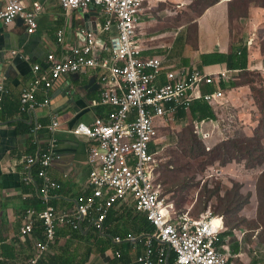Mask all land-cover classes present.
Segmentation results:
<instances>
[{
	"label": "built area",
	"instance_id": "1",
	"mask_svg": "<svg viewBox=\"0 0 264 264\" xmlns=\"http://www.w3.org/2000/svg\"><path fill=\"white\" fill-rule=\"evenodd\" d=\"M57 1L66 12L87 10L93 5L101 7L106 16L103 31L109 36L108 48L105 52L99 47L93 32L82 31L85 39L71 49V54L63 57L50 54L45 71L40 64H33L35 79L21 94V109L31 114L40 106L49 105L48 97L44 102L37 99L43 83L45 88H50L58 77L94 70L102 86L98 104L106 107L107 112L104 117H95L91 124L78 123L72 130L75 136L93 139L98 144L89 153L91 194L78 199L75 211L60 212L49 201L51 193L62 187L48 172L53 162L61 159L56 138L62 126L59 117L53 113L48 126L38 121L33 123L30 132L35 154L26 162L29 166H39L38 176L42 181L39 197L44 209L27 210L22 232L33 233L35 223L40 221L44 239L35 242L38 253L29 264H39L47 256L58 239L60 227L82 230V225L86 224L102 229L110 210L123 203L133 204L136 211L144 213L155 227V232L146 237L129 233L112 239L115 244L128 240L136 252L137 241L144 242L143 250L129 264H237L217 246L226 227L223 216L217 217L211 210L201 213L198 218L192 217L190 211L176 214L174 204L163 198L159 159L163 148L158 133L161 127H157L156 120L173 124L180 108L188 109L195 100H204L215 117L192 119L195 136L208 150L219 142L235 138L239 127L238 112L226 89L220 85L238 81L241 70L208 72L197 67L173 68L169 53L165 57L144 55L145 39L141 37L140 25L147 0ZM42 11V5L28 9L23 0H5L0 10V23L10 26L21 18L27 33L34 34ZM64 40V30L58 31V42L63 44ZM207 85H213L215 90L204 93L203 87ZM199 87L202 88L200 93ZM5 91L6 85L2 82L0 104ZM42 131L46 132L45 141ZM25 180L30 181L28 177ZM155 245L158 246L155 248ZM123 252L114 248L103 254L122 261ZM170 253L175 255L173 261Z\"/></svg>",
	"mask_w": 264,
	"mask_h": 264
},
{
	"label": "crops",
	"instance_id": "2",
	"mask_svg": "<svg viewBox=\"0 0 264 264\" xmlns=\"http://www.w3.org/2000/svg\"><path fill=\"white\" fill-rule=\"evenodd\" d=\"M23 2L28 9H34L36 5L43 6L42 14L38 17V29L34 34L27 33L26 25L21 18L10 26L0 23V83L5 82L7 89L6 94H3L2 103L5 98L8 100L12 115L10 118L13 119H10L12 122L9 123H0V264H29L38 253V248L35 247L38 238L33 233L22 232L27 210L44 209L42 204L40 210L33 206L35 205L33 200L41 201L39 192L42 181L38 176L39 166L36 164L29 166L26 162L30 155L35 154V148L32 145L33 135L30 131L26 133L17 131L22 118H26L31 126L37 121L48 126L54 113L58 115L62 124L56 133L57 151L61 159L54 161L48 170L52 179L62 185L59 191L51 193L50 205L62 212L75 211L78 199L91 194L89 175L92 165L89 162V153L92 147L98 146L95 140L77 137L72 130L78 123L91 124L95 117H104L107 112L106 107L98 104L102 86L99 75L94 70L58 77L53 80L50 88H45L43 83L38 89L40 93L37 99L44 102L48 97L49 105L40 106L31 114L21 109V94L31 87L35 79L33 64H40L42 71H45L47 57L50 54L61 57L71 54V49L85 39L82 31L93 32L97 36L99 47L105 52L109 43L108 33L103 31L106 16L99 6L93 5L87 10L66 12L57 0ZM228 2L219 0L192 21L185 23L183 14L187 10L183 6V0H147L141 14L140 25V33L143 34L141 37L145 39L143 54L165 57L169 53L170 65L173 68L197 67L208 72L227 69L226 64L205 67L203 62L205 55L231 52L235 41ZM4 5L5 0H0V10ZM222 6L227 9L228 35L220 37L210 33L208 28L205 29L204 21L213 10ZM258 10L260 9L251 13V18L244 19L247 20L248 31L251 33L257 26H261L260 14L264 11ZM60 30H64L63 44L58 42ZM244 41L249 43L247 39ZM14 51H18L19 54L14 55ZM253 60L254 57L251 55L249 59L251 69ZM261 66V63L257 64L256 69L260 70ZM231 92L227 91V94L232 100L229 94ZM235 108L239 112V118L254 124L253 120L245 115L248 105L242 109L235 105ZM41 134L45 141L46 132L42 131ZM25 177L30 181H26ZM187 210L183 213L188 212ZM117 211L119 214H114L109 226L103 224L102 229L91 228L86 224L82 225V230L60 227L57 230L58 239L49 249L46 258H43L42 264H59L61 260L72 261L74 264H129L134 261L136 255L144 248L143 241H137V252L132 250V244L128 240L117 246L108 247L107 251L116 247L122 249L123 246L125 255L131 259L127 263L123 260L115 262L112 255L108 257L101 252L110 227L112 231L117 230L125 235L129 233L137 235L134 232L135 219L145 217V214L137 212L131 203H123L111 209L109 214ZM140 235L146 237L149 234L144 232ZM217 246L222 247L237 264H264V239L258 231L247 232L226 225ZM90 249L92 252L86 259ZM171 254L174 255L170 253L169 257Z\"/></svg>",
	"mask_w": 264,
	"mask_h": 264
},
{
	"label": "rangeland",
	"instance_id": "3",
	"mask_svg": "<svg viewBox=\"0 0 264 264\" xmlns=\"http://www.w3.org/2000/svg\"><path fill=\"white\" fill-rule=\"evenodd\" d=\"M211 1L183 0L187 10L183 14L184 22L196 18ZM233 9L236 17L247 14V7L242 11H237L235 7ZM244 19L232 20L233 38L235 42L249 40L247 45L252 48L254 57L253 71L249 70L250 74L241 72L238 86L228 90L232 91L229 94L236 107L242 109L248 105L245 115L255 122L251 130L246 131L244 129L249 128V124L241 120L237 134L247 136L226 139L208 150L194 135L189 115L182 121L176 118L170 125L157 119L163 148L159 157L162 165V196L167 202H173L181 213L188 209L192 217L197 218L201 213L211 210L216 215H223L229 228L258 231L264 239V97L261 95L264 92V23L251 33ZM227 23V9L223 6L213 10L204 21L205 29L220 37L228 35ZM259 63L262 64L260 70L256 69ZM201 91L199 87L198 92ZM232 141L250 145L254 150L253 157L262 156L261 159L253 161L251 155L237 157L241 153L239 151L231 154L223 152L214 157L223 143L230 146Z\"/></svg>",
	"mask_w": 264,
	"mask_h": 264
},
{
	"label": "trees",
	"instance_id": "4",
	"mask_svg": "<svg viewBox=\"0 0 264 264\" xmlns=\"http://www.w3.org/2000/svg\"><path fill=\"white\" fill-rule=\"evenodd\" d=\"M219 0H212L207 6H205L204 10L210 6L215 5L216 3H218ZM233 7L236 8L237 11H242L244 7H247V14L245 15H239L238 17H236L235 15V11L233 9ZM257 9H260L258 11H264V0H230L228 2V10H229V18L231 19V24H232V20L239 18L240 20H242L243 18H251V13ZM202 10L200 14H202V12L204 11ZM261 13V12H260ZM199 14V15H200ZM260 18H261V22L259 23L261 25V23H264V13L260 14ZM262 30H264L262 28ZM252 48L248 47L247 43L245 41L241 42V41H236L233 42L232 44V48H231V52L229 54H221V53H214L211 55H205L204 56V62H203V66L208 67V66H215L218 64H226L227 69L229 70H241V72H246V74H250V71H253L251 69V67H249V59L250 56L252 55ZM250 70V71H249ZM240 72V74H241ZM238 81H232V82H224L220 85L221 88L226 89V91H229L228 89H232L238 86ZM215 90V87L213 85H207L205 87H203V92L204 93H210L213 92ZM261 95L264 97V92H261ZM190 116L191 119H212L215 117L214 112L211 108V106L205 102L204 100H195L193 103H191L188 106V109L185 108H180L178 111V114L176 116L178 121H182L184 120L187 116ZM12 117L10 110H9V103L8 100L5 98L3 103L0 104V123H9L12 122L10 121V118ZM245 117V116H243ZM240 120H245L244 118H239ZM13 120V119H12ZM257 124L259 123V119H257ZM255 121L253 120V123ZM248 126L249 128H245L244 130H251V122L248 121ZM263 126H264V121H263ZM31 125H29V122L26 118H22V122L19 123V126L17 127V131L19 133H26L28 131H31ZM195 135V134H194ZM242 136H247L245 134L239 135V134H234V137H242ZM230 148L232 149L229 150L227 149ZM241 152L238 153L236 156L237 157H241V156H245V155H251L252 160H256V159H261V157H257L254 158L253 157V149H251L250 145H242L237 141H232L230 142V146L223 143V145L221 146L220 150L217 151V153H215L214 157H218L220 154H222L223 152H225L226 154H231V152ZM232 156V155H230ZM262 175H264V172L262 173ZM160 181L162 182V175L160 177ZM33 202L35 203V205H33L35 208L37 209H42V202L39 200H33ZM167 202V201H166ZM168 203H173V202H168ZM42 204V206H41ZM174 204V203H173ZM175 206V205H174ZM44 208V206H43ZM175 212L176 214H182L181 212H179L176 208H175ZM114 214H119V212H111L109 214V217L107 219V221H105L104 225L109 226L110 222H112V217H114ZM191 214V213H190ZM192 216V215H191ZM199 217V216H198ZM197 217V218H198ZM134 232L135 234L139 235L147 232L149 235L153 234L155 232V227L150 223V221L147 219V217L145 216L144 218L141 219H135V224H134ZM108 236L106 237V241L104 242V244L102 245L101 248V252L105 253L108 250V247L110 246H117V244H115L113 242V238L121 235V236H126L124 233H121L119 231H112L111 227L108 231ZM33 235L38 238V240H43L44 239V227L42 226V222H37L35 229L33 231ZM158 245H155V248ZM118 248V247H116ZM123 249V246L121 247ZM120 249V248H118ZM92 250L90 249L86 259L89 258V255L91 254ZM124 253V252H123ZM170 260L173 261L175 259L174 255H170ZM46 258V257H45ZM44 258V259H45ZM124 262H128L130 261V257L128 255H125L124 253V257L122 259ZM116 262V261H115ZM44 263L43 259L40 261L39 264ZM59 264H74L72 261H67V260H61L59 262Z\"/></svg>",
	"mask_w": 264,
	"mask_h": 264
},
{
	"label": "clouds",
	"instance_id": "5",
	"mask_svg": "<svg viewBox=\"0 0 264 264\" xmlns=\"http://www.w3.org/2000/svg\"><path fill=\"white\" fill-rule=\"evenodd\" d=\"M230 1V0H229ZM237 112H238V110H237ZM238 120H239V122H241V120L239 119V112H238ZM203 143V142H202ZM218 144V143H217ZM206 147V146H205ZM216 215V214H215ZM217 217L218 216H223V215H216ZM224 217V216H223ZM226 225V224H225ZM224 231V230H223Z\"/></svg>",
	"mask_w": 264,
	"mask_h": 264
},
{
	"label": "bare ground",
	"instance_id": "6",
	"mask_svg": "<svg viewBox=\"0 0 264 264\" xmlns=\"http://www.w3.org/2000/svg\"><path fill=\"white\" fill-rule=\"evenodd\" d=\"M217 223V221H215Z\"/></svg>",
	"mask_w": 264,
	"mask_h": 264
},
{
	"label": "water",
	"instance_id": "7",
	"mask_svg": "<svg viewBox=\"0 0 264 264\" xmlns=\"http://www.w3.org/2000/svg\"><path fill=\"white\" fill-rule=\"evenodd\" d=\"M81 11H82V9H81Z\"/></svg>",
	"mask_w": 264,
	"mask_h": 264
}]
</instances>
